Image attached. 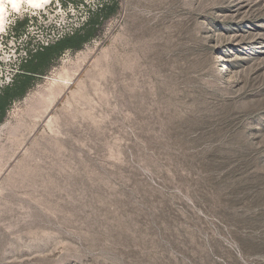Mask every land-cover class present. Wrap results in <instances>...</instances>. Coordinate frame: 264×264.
Listing matches in <instances>:
<instances>
[{
    "label": "rangeland",
    "instance_id": "rangeland-1",
    "mask_svg": "<svg viewBox=\"0 0 264 264\" xmlns=\"http://www.w3.org/2000/svg\"><path fill=\"white\" fill-rule=\"evenodd\" d=\"M62 1L4 7L0 90L99 3ZM116 2L0 123L81 63L0 159V264H264V0Z\"/></svg>",
    "mask_w": 264,
    "mask_h": 264
},
{
    "label": "trees",
    "instance_id": "trees-1",
    "mask_svg": "<svg viewBox=\"0 0 264 264\" xmlns=\"http://www.w3.org/2000/svg\"><path fill=\"white\" fill-rule=\"evenodd\" d=\"M62 2L64 6L67 3L77 5L78 0H63ZM94 7H87V20L82 25L78 27L71 25L62 28L60 31H64V33L54 43L47 45L34 43L32 37L23 43L25 57L20 61L19 68L11 83L0 90V123L10 105L15 100L22 98L33 86L36 79L44 75L46 69L57 58L67 50H80L84 44L94 37L97 27L116 13L117 2L116 0H99V3ZM55 31L59 33V30L53 26L43 28L46 37Z\"/></svg>",
    "mask_w": 264,
    "mask_h": 264
},
{
    "label": "bare ground",
    "instance_id": "bare-ground-1",
    "mask_svg": "<svg viewBox=\"0 0 264 264\" xmlns=\"http://www.w3.org/2000/svg\"><path fill=\"white\" fill-rule=\"evenodd\" d=\"M20 1H23L28 7H31L34 10V9H38L39 6L41 4H43L44 2H46L47 0H16L15 6H13L12 4H9V3H5L3 5V9L7 5L12 11L16 12L18 9ZM1 12L2 11H0V14H1ZM0 30H1V27H0ZM80 65H81V63H78V64L74 65L72 68H70V69L68 68L69 70L66 73L65 72H64V74L62 73L63 75L60 77V79H57L55 82H53L52 84L49 85L48 91L46 93L49 95V98L45 101L42 99V101H44V102L43 103L41 102L40 104H38V105H41V104L42 105L40 107L39 106L35 107V109L32 113H30L29 115L27 114L28 116L26 117V120L23 119L24 121L21 124L16 125L17 130L14 129L15 131L13 130L10 132H8V130H7L8 135L6 134V136L2 140L0 138V159L5 158V160H6V157L9 153L10 149L12 151V148L16 144H18L20 140H23L21 138H23L26 135V133L30 130L29 129L30 126H28L27 124L30 123L34 118L38 119V117H40V114L43 112V109L44 108L46 109V107L53 101V98L56 97L57 94H59L60 90L71 84V82L76 78L78 72L80 71ZM10 129L12 130V128H10ZM3 131H4V133H3V135H4L5 130H3ZM0 132H1V129H0ZM1 137H3V136H1ZM1 141H3L2 142L3 144L1 143Z\"/></svg>",
    "mask_w": 264,
    "mask_h": 264
},
{
    "label": "snow or ice",
    "instance_id": "snow-or-ice-1",
    "mask_svg": "<svg viewBox=\"0 0 264 264\" xmlns=\"http://www.w3.org/2000/svg\"><path fill=\"white\" fill-rule=\"evenodd\" d=\"M5 3L12 4L13 6L16 5V0H0V11H3V5Z\"/></svg>",
    "mask_w": 264,
    "mask_h": 264
}]
</instances>
